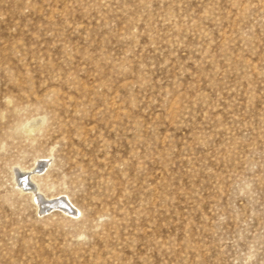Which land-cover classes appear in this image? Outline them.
Masks as SVG:
<instances>
[{"label":"rangeland","instance_id":"obj_1","mask_svg":"<svg viewBox=\"0 0 264 264\" xmlns=\"http://www.w3.org/2000/svg\"><path fill=\"white\" fill-rule=\"evenodd\" d=\"M0 264H264V0H0Z\"/></svg>","mask_w":264,"mask_h":264},{"label":"bare ground","instance_id":"obj_2","mask_svg":"<svg viewBox=\"0 0 264 264\" xmlns=\"http://www.w3.org/2000/svg\"><path fill=\"white\" fill-rule=\"evenodd\" d=\"M36 170H37V169H36ZM32 174H34V173H31V175H30L31 180L34 179V175H32ZM20 176H22V178L20 177L21 179H20L19 182H18V186H20V189H21V190H26L27 188H30V187H28V186H29V182H28L27 178H26L25 176H23V174L20 175ZM24 177H25L26 179H25ZM23 178H24V180H23ZM29 192L31 193L32 198H37L38 193H36V189H35V188H31V190H29ZM58 203H60V204H61V203H62V204H65V202H64L63 200L59 201ZM38 204H39L40 206H42L43 202H39ZM65 207H67L68 209H66ZM65 207H64V211H65V212L75 214L74 211H69L70 208H69L68 206H65Z\"/></svg>","mask_w":264,"mask_h":264},{"label":"water","instance_id":"obj_3","mask_svg":"<svg viewBox=\"0 0 264 264\" xmlns=\"http://www.w3.org/2000/svg\"><path fill=\"white\" fill-rule=\"evenodd\" d=\"M70 211V210H69Z\"/></svg>","mask_w":264,"mask_h":264}]
</instances>
